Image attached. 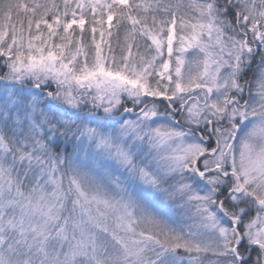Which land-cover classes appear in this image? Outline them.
Instances as JSON below:
<instances>
[{"label": "snow or ice", "instance_id": "1", "mask_svg": "<svg viewBox=\"0 0 264 264\" xmlns=\"http://www.w3.org/2000/svg\"><path fill=\"white\" fill-rule=\"evenodd\" d=\"M0 264H264V0H0Z\"/></svg>", "mask_w": 264, "mask_h": 264}, {"label": "rangeland", "instance_id": "2", "mask_svg": "<svg viewBox=\"0 0 264 264\" xmlns=\"http://www.w3.org/2000/svg\"><path fill=\"white\" fill-rule=\"evenodd\" d=\"M121 39H122V37H121ZM113 40L115 41V37H113ZM129 106H131V104L129 103ZM129 118H131V119H134L135 118V116L134 115H132V114H129Z\"/></svg>", "mask_w": 264, "mask_h": 264}]
</instances>
